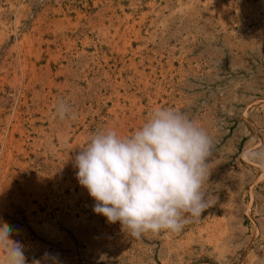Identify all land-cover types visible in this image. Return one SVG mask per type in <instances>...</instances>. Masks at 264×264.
I'll return each mask as SVG.
<instances>
[{
  "label": "rangeland",
  "instance_id": "1",
  "mask_svg": "<svg viewBox=\"0 0 264 264\" xmlns=\"http://www.w3.org/2000/svg\"><path fill=\"white\" fill-rule=\"evenodd\" d=\"M156 107L211 137L209 206L137 238L94 213L75 157ZM3 223L26 264H264V0H0Z\"/></svg>",
  "mask_w": 264,
  "mask_h": 264
},
{
  "label": "clouds",
  "instance_id": "2",
  "mask_svg": "<svg viewBox=\"0 0 264 264\" xmlns=\"http://www.w3.org/2000/svg\"><path fill=\"white\" fill-rule=\"evenodd\" d=\"M59 119H74L72 106L60 100ZM212 139L186 114L156 107L129 136L115 129L95 133L75 157L76 178L96 202L93 211L130 235L178 232L209 206L204 190ZM13 228L0 224L3 264H26L24 249L13 242ZM32 264H56L46 253Z\"/></svg>",
  "mask_w": 264,
  "mask_h": 264
}]
</instances>
